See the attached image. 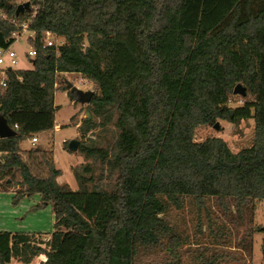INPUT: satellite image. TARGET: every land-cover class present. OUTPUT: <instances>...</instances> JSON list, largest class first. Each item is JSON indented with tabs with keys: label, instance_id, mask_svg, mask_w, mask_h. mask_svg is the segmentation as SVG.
Masks as SVG:
<instances>
[{
	"label": "trees",
	"instance_id": "16d2710c",
	"mask_svg": "<svg viewBox=\"0 0 264 264\" xmlns=\"http://www.w3.org/2000/svg\"><path fill=\"white\" fill-rule=\"evenodd\" d=\"M23 23L36 55L31 69L7 70L0 86V117L16 133L0 139V187L16 188L13 205L39 195L31 210L51 205L54 223L46 240L0 231V264L40 255L49 264H183L187 240L171 209L186 199L195 206L198 242L209 200L240 216L264 201V0H0V48L15 42ZM46 32L65 43L43 48ZM64 73L95 90L79 152L102 170L95 177L90 164L74 168L76 191L58 182L53 151L21 148L55 129ZM238 84L244 97L233 93ZM236 98L243 107H230ZM248 120L252 143L237 153L220 138L196 141L201 127ZM110 127L116 138L106 147L86 138ZM206 215L210 238H220ZM230 257L204 247L194 264Z\"/></svg>",
	"mask_w": 264,
	"mask_h": 264
},
{
	"label": "rangeland",
	"instance_id": "374dc122",
	"mask_svg": "<svg viewBox=\"0 0 264 264\" xmlns=\"http://www.w3.org/2000/svg\"><path fill=\"white\" fill-rule=\"evenodd\" d=\"M31 37V32H22L18 36V41L12 46L19 61L15 69L29 70L32 68V58L28 56L30 50L29 38ZM52 41L57 44L65 43V39L61 37H52ZM66 83L72 84L77 90H89L95 94L93 84L83 79L80 74H60L57 84L60 88L57 87L55 92V103L58 108L55 114V124L58 125V129L37 134L38 142L36 145L55 153V159L59 161L58 165L63 170V175L59 179L60 184H66L69 189L76 191L79 187L73 175L74 168L90 164L94 170L93 175L95 177L101 174L102 168L99 162L85 158L79 152V149L77 152L66 150V146L68 147L69 143L74 140L79 142L80 147L82 139L80 138L79 126L88 117L92 118L90 113L87 114L89 111L87 109L88 105L79 104L74 97L69 96L68 92L61 89L63 86L66 87ZM234 100L237 101L230 105L231 108L243 107L244 103L238 101L239 98ZM218 123V130L213 126L199 128L195 136L196 141L200 142L211 137L220 138L226 142L233 153H237L251 145L254 134V122L252 120L243 121L239 125L224 121H218ZM90 137L95 140L96 145L106 147L116 138V131L113 127L104 130L97 129L86 136L88 139ZM21 148L23 150L32 148L30 139L22 142ZM15 194V187H0V220L1 223H4L1 229H8L13 231V233L35 234L39 239H48L54 223L51 205L44 209L31 210L40 203V197L37 194L32 197H26L17 205H13L12 199ZM207 211L210 212L212 221H214L215 235L222 232V236L218 239L210 238L211 232L207 228ZM198 216L199 212L188 199L185 200L182 210L171 209L168 215L175 229L187 240L186 246L182 250L183 264H194L198 249L204 247H208L210 252L218 251L231 256L228 259H224L221 264H264V201L256 202L253 211L248 208L240 216L235 209H231V213L228 211L227 214H224L214 199L209 200L207 207L201 210L202 234L199 237V241L195 242ZM249 231L252 232L251 238L247 237ZM46 262L45 256L41 255L36 262L31 264H44Z\"/></svg>",
	"mask_w": 264,
	"mask_h": 264
},
{
	"label": "water",
	"instance_id": "95a60500",
	"mask_svg": "<svg viewBox=\"0 0 264 264\" xmlns=\"http://www.w3.org/2000/svg\"><path fill=\"white\" fill-rule=\"evenodd\" d=\"M29 8H30L29 2H26L24 4L19 5L16 9V16L24 13V11L28 10ZM9 70H11V69H9ZM66 89H67V92H70L74 96V98L76 99V102H78L81 105H89L92 101L93 96H94L93 91L77 90L70 83H66ZM233 93L235 95L244 97L246 95V90L242 85L238 84L234 88ZM89 113L90 112L88 111L87 114H89ZM87 119L89 120L90 118L88 117ZM214 128L217 130L219 129V123L218 122L214 125ZM15 135H16L15 131L12 130V128L8 125L6 119L3 117H0V139L11 138V137H14ZM68 149L71 152H77L79 149V142L76 140L71 141L68 145ZM263 231H264V228H263Z\"/></svg>",
	"mask_w": 264,
	"mask_h": 264
},
{
	"label": "built area",
	"instance_id": "2783aa9c",
	"mask_svg": "<svg viewBox=\"0 0 264 264\" xmlns=\"http://www.w3.org/2000/svg\"><path fill=\"white\" fill-rule=\"evenodd\" d=\"M27 29H28L27 23H23L22 24V32L27 31ZM19 35H20L19 33H14L13 34V37L15 38V42L10 47H8V48H0V76H1L0 86L1 87H5L6 86V83H5L6 71L9 70V69L15 70V67L19 63V61L17 59L16 52L12 49V46L18 41V36ZM52 37H58V36H56L55 34H53L51 32L44 33V36L41 39V44H42L43 48H47V47H56V48H58L59 46H61V44L54 43L52 41ZM31 38H34V33H32V37ZM35 55H36L35 45L30 43V50L28 52V56L33 59L35 57ZM15 127H17V126H15ZM30 141H31L32 146H35L36 143L38 142L36 136H33L30 139Z\"/></svg>",
	"mask_w": 264,
	"mask_h": 264
},
{
	"label": "crops",
	"instance_id": "0c3cea01",
	"mask_svg": "<svg viewBox=\"0 0 264 264\" xmlns=\"http://www.w3.org/2000/svg\"><path fill=\"white\" fill-rule=\"evenodd\" d=\"M58 87V85L56 84V88ZM54 104H55V106H56V103H55V95H54ZM58 129V125L57 124H55V130H57ZM38 141V140H37ZM31 146H32V144H31ZM55 154V153H54ZM57 156V155H56ZM54 159H55V155H54ZM55 162H56V165L62 170V168L60 167V165H58L59 164V161L57 160V159H55ZM63 171V170H62ZM61 178V177H60ZM59 178V179H60ZM58 179V182L60 181ZM60 183V182H59ZM2 226H4V223H1V220H0V231H7V232H11V233H13V231H9L8 229H1V228H3ZM41 256V255H40ZM40 256H38V257H35L34 258V260L32 261V263L33 262H36L39 258H40ZM43 256V255H42ZM46 258V257H45ZM46 260H47V262L46 263H44V264H49V260L46 258ZM10 264H22L21 262H18L17 260H15V259H12L11 260V263Z\"/></svg>",
	"mask_w": 264,
	"mask_h": 264
}]
</instances>
